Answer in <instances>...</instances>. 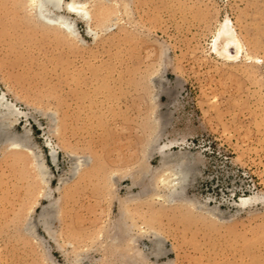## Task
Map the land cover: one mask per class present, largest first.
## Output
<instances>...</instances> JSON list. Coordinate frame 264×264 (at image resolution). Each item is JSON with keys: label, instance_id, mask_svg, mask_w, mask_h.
Returning a JSON list of instances; mask_svg holds the SVG:
<instances>
[{"label": "rangeland", "instance_id": "rangeland-1", "mask_svg": "<svg viewBox=\"0 0 264 264\" xmlns=\"http://www.w3.org/2000/svg\"><path fill=\"white\" fill-rule=\"evenodd\" d=\"M80 1L0 0V264H264V0Z\"/></svg>", "mask_w": 264, "mask_h": 264}, {"label": "bare ground", "instance_id": "bare-ground-1", "mask_svg": "<svg viewBox=\"0 0 264 264\" xmlns=\"http://www.w3.org/2000/svg\"><path fill=\"white\" fill-rule=\"evenodd\" d=\"M33 2H34V7L36 9V14H37L38 18H40L43 21H47L50 24L58 26L59 28H63L65 31H67L70 34H74V31H75L74 26H73V22L69 21L68 18L64 14L59 13L58 11L60 9H66L67 11L74 13L77 16L84 18V19H88L89 15H90L88 8L86 7V2H83L80 0H70V1H67L65 3L63 0H33ZM53 12L55 13V15L51 14ZM217 37H223L220 47L217 46V39L218 38H216V40H215V50L223 58H226V59L232 61V60L237 59L244 52V45L241 42V40L237 37V35L235 34V31L231 25V21L229 20V18L228 19L226 18L225 22L222 24L221 29L219 30ZM0 107L5 112L11 113L13 111L11 103L9 101H7L4 96H2L0 98ZM1 127L2 126H0V135L3 134V132H4V130H3L4 128H1ZM9 146H10V148H16L18 145H17V143H13L12 145H9ZM20 148L22 149V147H20ZM181 166H182V162H181ZM75 167H76V164H75ZM177 169H179V168H177ZM180 169H182V168H180ZM184 169H183V172L179 175H177L178 172H176L174 169L172 170L169 168L163 175L161 174V176L158 179L157 184L159 185V187H161V189H163V191H165V194H161L163 197L168 196V195H172L173 192L175 191L177 185H179V184L182 185V182H183L185 175H186L184 173ZM76 170H77V168H76ZM154 185H156V184H154ZM181 185H180V187H181ZM179 191H181V190H179ZM159 196H160V194H159ZM248 199H251V198H242L241 203H244ZM155 247H157V246H155Z\"/></svg>", "mask_w": 264, "mask_h": 264}]
</instances>
